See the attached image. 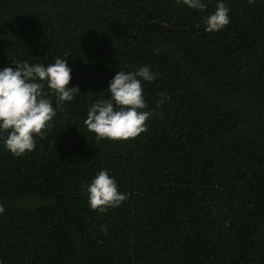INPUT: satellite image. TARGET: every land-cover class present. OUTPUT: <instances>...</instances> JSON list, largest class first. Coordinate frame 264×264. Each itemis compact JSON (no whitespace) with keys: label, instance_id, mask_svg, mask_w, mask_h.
<instances>
[{"label":"trees","instance_id":"trees-1","mask_svg":"<svg viewBox=\"0 0 264 264\" xmlns=\"http://www.w3.org/2000/svg\"><path fill=\"white\" fill-rule=\"evenodd\" d=\"M224 2L209 33L217 0H0V69L66 58L81 90L57 107L45 86L33 151L0 143V264H264V0ZM143 65L147 131L97 141L89 106ZM101 169L128 196L107 212L87 200Z\"/></svg>","mask_w":264,"mask_h":264},{"label":"clouds","instance_id":"clouds-1","mask_svg":"<svg viewBox=\"0 0 264 264\" xmlns=\"http://www.w3.org/2000/svg\"><path fill=\"white\" fill-rule=\"evenodd\" d=\"M193 10L204 11V0H182ZM230 23V9L224 0H217L214 12L205 19V31L212 33L223 30ZM72 69L66 58H56L53 63H29L17 59L15 67L0 69V143L13 155L20 157L36 147V137L50 126L56 115L53 101L44 92L55 94L56 106L72 101L78 86H69ZM157 74L149 65L132 71L119 70L109 82L107 98L93 102L88 110L84 125L95 134V139L127 141L147 131L152 113L147 109L143 95V84L152 82ZM167 99L162 93L157 107ZM7 135H4V133ZM87 200L94 211L107 212L119 207L127 200V193L121 192L115 178L107 170H99L87 185ZM5 207L0 205V214Z\"/></svg>","mask_w":264,"mask_h":264}]
</instances>
